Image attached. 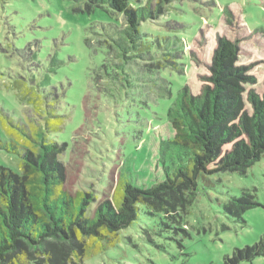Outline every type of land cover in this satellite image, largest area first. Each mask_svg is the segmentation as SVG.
<instances>
[{
  "label": "rangeland",
  "instance_id": "obj_1",
  "mask_svg": "<svg viewBox=\"0 0 264 264\" xmlns=\"http://www.w3.org/2000/svg\"><path fill=\"white\" fill-rule=\"evenodd\" d=\"M130 2L145 7L147 17L140 21V46L130 51L143 56L128 70L131 100L149 106L139 117L113 116L102 93L108 83L94 72L111 50L117 52L113 39L125 27L122 15L100 0H0V146L14 144L21 153L25 134L55 143L61 148V188L94 196L87 215L109 200L120 177L142 187L159 180L152 143L164 138V114L184 86L199 94L219 39L236 43L234 65L255 80L244 86L243 97L264 89V0ZM162 87L171 89V98L161 96ZM20 164L19 155L0 148V167L19 173ZM242 192L258 206L238 220L224 207ZM262 237L264 154L243 175L199 178L194 196L179 195L173 209H141L113 247L77 264H223L235 249ZM239 264H264V257Z\"/></svg>",
  "mask_w": 264,
  "mask_h": 264
},
{
  "label": "trees",
  "instance_id": "obj_2",
  "mask_svg": "<svg viewBox=\"0 0 264 264\" xmlns=\"http://www.w3.org/2000/svg\"><path fill=\"white\" fill-rule=\"evenodd\" d=\"M100 1L125 21V27L115 31L117 52L111 50L107 61L94 67L108 83L103 98H108L113 116L147 114V104L131 100L133 83L128 73L137 66L135 59L143 56L130 51L140 46L145 7L134 8L130 0ZM236 50V43L219 39L210 76L199 94L193 95L184 86L171 100L164 114L167 126L160 132L164 138L152 143L159 180L142 187L120 177L109 200L99 202L91 215H87L89 204L95 201L91 193L70 195L61 188V148L55 143L25 134L26 147L21 153L14 144L11 149L0 146L21 158L19 173L0 167V264H77L85 256L113 247L117 234L137 220L141 209L147 214L173 209V200L179 195L194 196L201 177L245 174L264 154V89L261 95L249 90L243 97L244 86L255 80L244 75L243 67L234 65ZM160 92L167 99L172 97L169 87ZM125 101L131 104L125 105ZM225 146L229 150L222 153ZM256 206L255 199L242 192L239 198L230 199L224 211L241 220L244 212ZM258 257H264V237L252 246L235 249L231 257H224L223 264Z\"/></svg>",
  "mask_w": 264,
  "mask_h": 264
}]
</instances>
